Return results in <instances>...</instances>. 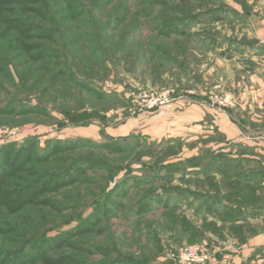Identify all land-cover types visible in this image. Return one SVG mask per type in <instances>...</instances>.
<instances>
[{
    "label": "rangeland",
    "instance_id": "rangeland-1",
    "mask_svg": "<svg viewBox=\"0 0 264 264\" xmlns=\"http://www.w3.org/2000/svg\"><path fill=\"white\" fill-rule=\"evenodd\" d=\"M32 7L43 14L21 19L48 37L31 40L43 58L6 52L13 33L0 42V148L14 145V155L29 141L34 156L50 157L24 168V180L79 171L37 205L0 208V252L9 255L0 264L61 238L46 257L166 264L197 246L209 255L201 264H219L264 230V0ZM188 103L204 113L190 132ZM156 119L165 130L146 134Z\"/></svg>",
    "mask_w": 264,
    "mask_h": 264
},
{
    "label": "trees",
    "instance_id": "trees-1",
    "mask_svg": "<svg viewBox=\"0 0 264 264\" xmlns=\"http://www.w3.org/2000/svg\"><path fill=\"white\" fill-rule=\"evenodd\" d=\"M42 0H0V26H4L3 29H0V42L1 40H8V35L11 33L12 36L6 47V52L10 53L13 51H22L25 55H30L34 51H38L37 54L31 55L33 62H39L43 58V52L41 51V46L38 43H34L31 40L36 38L38 40L48 38L44 35L42 29H37L36 27H31L27 25L25 21L21 18L24 15L23 13H31L35 16H41L43 14V8H27V5L32 3H39ZM17 4L19 6V11L16 9H8L10 5ZM19 12V14H18ZM18 14V15H17ZM43 17V16H42ZM1 28V27H0ZM168 30H173L174 28L167 27ZM36 31L34 35H29L30 32ZM3 71V70H0ZM74 86H77L80 89L91 92V90L82 83H75ZM14 145H5L0 148V208L6 209L9 213H17L27 205H37L41 196L44 193L56 192L62 186L69 185L74 182L75 173L79 171L77 165L67 169L61 175H42L36 176L31 174L30 180H24L22 177H19L23 173V169L34 162H45L50 157L47 154L36 155L33 153V145L31 142L26 141L20 148L15 152L14 155L11 154L12 147ZM109 147H107L108 149ZM62 176V177H61ZM23 182L22 185L9 182L15 178ZM43 205L54 206L50 201H42ZM63 238L46 240L44 243H37L34 245V248L41 246L38 255L34 256L30 249H22L14 253L16 262L20 264L25 263H36L41 259V262L44 264H77L72 259L67 257L53 258L46 257L45 252L47 248L53 249L59 247L60 243L63 242ZM60 241V242H59ZM0 256L6 255L8 253L0 252ZM16 263V264H18Z\"/></svg>",
    "mask_w": 264,
    "mask_h": 264
},
{
    "label": "crops",
    "instance_id": "crops-1",
    "mask_svg": "<svg viewBox=\"0 0 264 264\" xmlns=\"http://www.w3.org/2000/svg\"><path fill=\"white\" fill-rule=\"evenodd\" d=\"M196 108L195 105L188 103V107L185 108L181 114V116L186 119L185 122L188 123V125L183 126V130L186 132H190L194 129L192 122L195 119L199 120L204 116V113ZM156 121L155 125L150 124V122L147 124L144 130L146 134L150 132L153 133L154 131L159 132L161 129H163L162 132L165 130V123H159L158 119H156ZM241 223L242 221H236L235 224L239 225ZM219 264H264V230L247 237L245 244L242 246L233 250L231 248L228 254L221 258Z\"/></svg>",
    "mask_w": 264,
    "mask_h": 264
},
{
    "label": "built area",
    "instance_id": "built-area-1",
    "mask_svg": "<svg viewBox=\"0 0 264 264\" xmlns=\"http://www.w3.org/2000/svg\"><path fill=\"white\" fill-rule=\"evenodd\" d=\"M8 136L10 139H14L16 131L9 132ZM208 259L209 255L200 247L187 246L184 247L175 258H173V261L187 264H201L205 263Z\"/></svg>",
    "mask_w": 264,
    "mask_h": 264
},
{
    "label": "water",
    "instance_id": "water-1",
    "mask_svg": "<svg viewBox=\"0 0 264 264\" xmlns=\"http://www.w3.org/2000/svg\"><path fill=\"white\" fill-rule=\"evenodd\" d=\"M166 264H174V261L173 260H170L168 263Z\"/></svg>",
    "mask_w": 264,
    "mask_h": 264
}]
</instances>
